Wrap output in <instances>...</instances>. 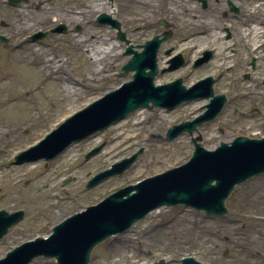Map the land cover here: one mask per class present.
<instances>
[{
  "label": "rangeland",
  "instance_id": "1",
  "mask_svg": "<svg viewBox=\"0 0 264 264\" xmlns=\"http://www.w3.org/2000/svg\"><path fill=\"white\" fill-rule=\"evenodd\" d=\"M78 1L39 0L35 7L38 9L46 6V8L27 33V37L31 38L34 34L47 32L44 38L36 41H39L41 46L56 47L59 45L61 50L57 53L59 59L56 61L61 65H67L69 62L67 70L63 72L65 74H61L62 79L64 78L69 83L84 80V69L92 66L87 59L86 50H83L84 52L73 50L64 40L59 42L56 38L60 36L61 39H67L69 33L84 37L87 31L95 35L98 30L87 26L89 18L80 17L78 23L65 21L64 24L51 22V17L54 14L63 13L66 9L77 7ZM25 2L26 0H22L16 5L9 4L8 6L6 0H0V23L4 22L9 25L0 24V36L9 38V43L0 41V210L9 214L17 211L24 213L23 220L11 226L0 240V260L13 248L25 242L38 237H49L52 229L66 218L83 212L89 206L101 203L113 193L185 164L194 150L187 134H180L181 136L173 140L166 138V132L171 126L192 118L190 116L192 109H180L181 107L178 106L167 112L158 108H144L142 110L146 113L156 111L160 113V116L172 122L166 128L159 129L157 127L159 120L155 116H148L143 118V123L134 129L123 128L119 131H112L115 123L102 132H97L72 144L70 147L73 148L69 157L61 156L66 149L48 161L40 159L15 164L16 155L40 142L64 120L100 100L110 91L130 82L134 74V72L124 73L122 71V67L131 58L130 55H124L129 46L117 39V30H112L107 26V39L112 37L124 46L120 56L123 61L118 66L112 68L107 66L105 69L114 75L113 78L119 79L120 84L114 89L107 90L111 85L110 79L100 80L99 78L89 84L94 88L93 91H74L76 94L81 92L87 97L94 94H99V96L76 108L70 116L57 121L52 127H48V123L50 118H55V115L44 113L46 106L42 105L39 107L41 118L45 119L48 116L47 120L42 121L44 126L36 128L27 126L21 130L23 140L32 137L35 133H39V136L31 143L23 144L15 155L9 158V69L20 72L22 77L29 81V87L32 89L38 88L43 93L45 92V95L51 94L55 99L62 98L64 95L62 92H51L50 82L35 73L32 68L23 65H9V54L21 51L20 48H13L12 44L19 39L15 31L16 22H18L15 18L16 8ZM108 3L115 10L113 18L121 24V31L126 34L127 43L134 48L159 34L164 29L160 22L170 23L172 15L176 14L170 0L166 1L168 9L165 13H159L154 7L155 4H163L160 0H109ZM64 14L62 16L66 20V13ZM59 26H63L65 30L61 33L51 32ZM114 68H116L115 72ZM60 88H62L61 82L58 83V89ZM231 116L232 114H221L216 118L217 124L212 123L207 132H203V135L207 136V140L202 143L205 149L213 150L218 146L211 147L213 143L235 136L260 137L264 135L262 121L252 129L243 128L244 126L241 127L243 129L226 128L229 126L227 120H230ZM34 121L35 117L32 118V122ZM131 134L133 138L126 137ZM96 136L98 137L95 139L96 143L86 145L89 139ZM98 147H101V150L86 159V155ZM140 151L135 162L124 173L111 176L96 186L87 188L89 180L93 177ZM106 153H110L108 157L104 156ZM183 156L185 158L177 162ZM165 163L169 165L162 168ZM32 166L35 168L29 172L26 168ZM232 205V200L227 199L226 216L217 218H211L202 211L182 205L161 207L150 212L126 232L113 235L97 245L91 252L89 264H181V260L185 258H193L202 264H245L250 255L258 254V246L262 244L259 242L261 238L260 231L257 229L259 226L255 221H248L240 214V211L235 213ZM251 209L254 210V208ZM155 211L161 212L157 217L158 222L153 218ZM126 238V242L129 241L127 243ZM129 245L132 247L126 248ZM34 261H39V264H57L53 258L43 256L35 258L30 264Z\"/></svg>",
  "mask_w": 264,
  "mask_h": 264
},
{
  "label": "water",
  "instance_id": "2",
  "mask_svg": "<svg viewBox=\"0 0 264 264\" xmlns=\"http://www.w3.org/2000/svg\"><path fill=\"white\" fill-rule=\"evenodd\" d=\"M21 1L8 0L10 5ZM97 21L119 28L116 21L104 14ZM61 29L62 27L54 31ZM46 34H35L32 40L43 38ZM119 38L124 40V35ZM160 43L161 40L154 37L141 46L140 53L129 47L125 54H132V58L122 70L124 73L133 71L132 80L67 119L36 146L17 155L14 158L15 164L53 159L72 143L106 130L137 109L159 107L171 110L182 102L193 99L192 95L185 93L180 81L154 86L157 73L156 53ZM222 105L223 102L212 103L198 121L214 119ZM193 125L181 123L173 126L168 129L166 137L171 140L186 130L192 133L195 129ZM100 150L101 147L92 150L86 159ZM140 153L141 151L96 175L88 182L87 188H92L113 175L122 174ZM261 173H264V138L257 140L237 137L231 143L222 142L213 151L195 143L193 155L183 166L113 193L100 204L64 220L53 228L52 235L48 238H36L14 248L0 260V264H30L39 256L55 258L58 264H89L95 246L113 235L127 231L149 212L160 207L184 205L204 211L208 216L225 215V199L231 195L235 186ZM23 216L22 211L13 214L0 211V239ZM181 263L201 264L193 258L183 259Z\"/></svg>",
  "mask_w": 264,
  "mask_h": 264
},
{
  "label": "flooded vegetation",
  "instance_id": "3",
  "mask_svg": "<svg viewBox=\"0 0 264 264\" xmlns=\"http://www.w3.org/2000/svg\"><path fill=\"white\" fill-rule=\"evenodd\" d=\"M170 1L176 14L172 22H160L164 29L156 34H165L166 40L157 52L155 84L180 79L188 93L196 95L186 104L197 103V113L184 122H195L208 104L223 97L219 116L232 114L226 128L252 129L260 121L264 125V0ZM212 123L217 124V120L195 123V131L186 132L190 143L205 142L203 132ZM230 200L235 213L240 211L259 226L262 244L258 254L250 255L245 264H264V173L238 185Z\"/></svg>",
  "mask_w": 264,
  "mask_h": 264
},
{
  "label": "bare ground",
  "instance_id": "4",
  "mask_svg": "<svg viewBox=\"0 0 264 264\" xmlns=\"http://www.w3.org/2000/svg\"><path fill=\"white\" fill-rule=\"evenodd\" d=\"M160 1L163 2V4L160 5L158 3L155 4L154 7H156V10L159 13H165L168 9V5L166 3L167 0ZM37 2H39V0H26L25 3H22L16 8L17 11L15 18L18 22H16L15 31L19 39L12 44V47L20 48L21 51L9 54V65H23L32 68L35 73L50 82L49 89L51 92H62L64 95L62 98L55 99L51 94L45 95V92L43 93L38 88L32 89L29 87V81L24 79L20 72L9 69V158L15 155L23 144L31 143L39 136V133H35L32 134V137H28L25 140L21 137V130L24 127L28 126L30 128H36L38 126H44L42 121L47 120L48 116H46L45 119H42L39 107L44 105L46 106V112L44 113L47 115L50 114L51 116L55 115V118L52 117V119H49L50 122L48 123V127H52L55 123H57V121L70 116L76 108L85 105L99 96V94H94L87 97L83 96L84 94H81V92L76 94L74 91H93L94 88L90 87L89 84H91V82H95L99 78L100 80L107 78L110 79L109 83L111 85L107 88V90L114 89L121 82L119 79L113 78L114 75L107 72L108 70L105 69L107 66L109 68L118 66L123 61L120 59V56L124 46H121L117 40L112 37L107 39V26L94 23L95 17L102 13L108 14L112 18L114 17L115 10L109 5L110 3H108V0H79L77 7L73 9H66L63 13L54 14L51 17V22H62L64 24L65 21L78 23L80 17L85 19L89 18L87 26L91 28L94 27L98 30L95 35H92L91 32L87 31L84 37L69 33L67 39H61L62 37L60 36L56 38L59 42L64 40V42H66L67 45H70L73 50H80L82 52H84L83 50H86L88 53L87 59L92 67L84 69L85 79L70 83L66 82L65 79H62L61 77V74H65L63 72L67 70L69 62L67 65H61L60 62L57 63V59H59L57 53L61 50L59 49V45H56V47L41 46L39 41H32L29 37H27V33L31 29V26L36 24V19L43 14L46 8V6H44L37 9L35 7ZM64 13H66V20L62 16ZM112 32L114 33V31ZM88 36L90 37L88 38ZM113 70L115 72L116 68ZM59 82H61L62 85V88L60 89H58ZM196 106L197 103L183 104L180 105V109H192L190 111V116L192 117L197 113ZM148 116H155V118L159 120V124L157 126L159 129L166 128V126L170 125L172 122V120L165 119L160 116V113L156 111L148 114L140 109L117 122L111 130L119 131L123 128L134 129L143 123V118ZM33 117H35L34 122H32ZM126 137L133 138V134ZM96 138L98 137L96 136L89 139V141L86 142V145L96 143ZM221 141L222 140H219L218 142L213 143L211 147L217 146ZM72 148L73 147L67 148L61 156L69 157ZM109 154L110 153H106L104 156L108 157ZM184 158L185 156L180 157L177 162ZM168 165L169 164L165 163L162 165V168ZM34 168L35 166L27 167L26 169L30 172ZM131 178L132 177H130V179ZM153 213H155V215H153L154 221L158 222L157 217L161 214V212L155 211ZM126 240L127 238L125 239V242ZM130 247L132 246L129 245V247L126 248L129 249ZM127 252L129 253V250ZM39 263V261L33 262V264Z\"/></svg>",
  "mask_w": 264,
  "mask_h": 264
}]
</instances>
